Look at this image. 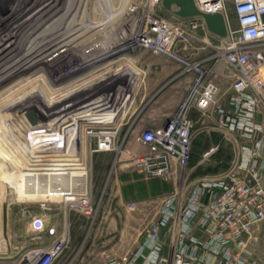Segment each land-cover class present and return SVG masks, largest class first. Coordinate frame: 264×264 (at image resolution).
Here are the masks:
<instances>
[{"label":"built area","instance_id":"built-area-1","mask_svg":"<svg viewBox=\"0 0 264 264\" xmlns=\"http://www.w3.org/2000/svg\"><path fill=\"white\" fill-rule=\"evenodd\" d=\"M143 1L152 16L135 36L140 45L129 41L128 46L170 60L178 66L179 75L193 78L175 113L162 126L138 136L145 151L138 155L126 152L135 154L131 156L133 167L148 177L165 180L176 168L186 166L192 141L199 134L190 118L193 109L207 118L216 115L215 129L233 136L236 150L223 172L202 176L163 197L156 218L147 223L135 247L119 256L104 254L99 264H261L255 231L264 220V0H193L200 12L223 16L227 35L216 39V49L223 51L220 58L217 53L199 57L196 53L204 47L187 39L182 48L192 53L181 57L175 49V36L185 29L199 41L193 32L206 31L203 20L179 19L186 20V26L168 23L155 14L161 0ZM253 44L259 47H251ZM221 75L230 79L225 92L221 91L223 82L217 80ZM224 94L226 107L219 104ZM110 101L112 115L91 119L84 127L86 137L94 140L91 153L114 150L117 110L125 101L118 108L111 95ZM74 147L77 151L75 143ZM217 150L212 146L202 156L209 157ZM70 198L66 197L68 207L92 221L96 209L88 191ZM46 204L41 202L39 207L46 211ZM24 215H28L26 211ZM44 227L40 218L30 221V228L37 233ZM68 244L65 232L47 246L27 252L19 264H54Z\"/></svg>","mask_w":264,"mask_h":264},{"label":"rangeland","instance_id":"rangeland-1","mask_svg":"<svg viewBox=\"0 0 264 264\" xmlns=\"http://www.w3.org/2000/svg\"><path fill=\"white\" fill-rule=\"evenodd\" d=\"M106 3L114 6L115 12L113 11V16L111 15L110 18L104 20L105 23L102 22V25H98L87 35L73 42V46H69L66 51H60L56 61L42 67L39 66L40 68L37 69L34 76L28 78V80H20V82L11 85L14 83L12 81L0 92V114L5 109L9 110L11 119L9 118L8 121L12 120L11 124L8 123L5 128L0 129V148L3 146L1 143H6V146L16 145L20 141L26 142L29 139L46 143L49 139L48 137H52L48 141L51 144V142L56 141L53 140L54 137H60L63 143H56V145L62 147V150H67L60 156L65 163V167H59L62 165L60 162H58L60 165H57L55 157L52 160L50 158L51 161L49 160L47 163L51 168L41 164L42 162L34 163L36 166L39 165V167L34 166L25 169L17 166L15 168L14 166H6L14 163H0V264L22 263L25 260L24 256L30 251H20L21 256L15 260L10 257L11 248L5 240L3 226L6 215L11 217V215L16 214L19 218H22V212L28 209L48 212L53 202H61L65 212L75 211L68 207V201L59 200V193L44 189L43 186L50 185V182L45 181L44 184L43 180H53L55 185L62 183L73 185V193L70 194V197L88 191L91 202L96 209L90 228V231H94L101 215H105L108 208H111L112 211L114 207L111 203L112 197L110 194L121 185L120 175L124 173L131 176L137 174L145 180L155 178L148 177L133 167L131 156H135V154L129 156L126 154L127 151L131 150L137 155L145 151V148L137 142V138L142 132L134 130L135 120L133 117H131L126 129H119L118 126L114 140V150L112 152H101L105 153L104 155H96L98 153L90 152L91 148L94 147V140H90L84 133L87 121L102 119L112 115L110 95L113 101L114 99L116 100V108L119 107V104L121 105V103L129 99L128 91L132 81L129 71L133 70V65L130 62L123 63V58L139 51L152 54L149 50L146 51L138 47L130 48L128 46L130 38L139 41L135 36H138L140 31L146 27V20L151 15L147 11L148 8L144 5V1L101 0V3L99 1V4L102 5L101 8L106 6ZM21 6L19 8L23 11L30 6V3L28 4L26 1L21 3ZM75 11V8H73V13ZM229 13L233 18L231 5H229ZM155 14L158 18L167 20L168 23L181 22L180 26L187 23L186 20L175 19V15L159 5L155 9ZM184 30L180 35H176V39H174L176 41L175 49L178 50L177 53L181 57L192 53L190 50L182 48L186 39L194 40L195 45H202L204 44L203 40L207 39L201 36L204 39L198 41L190 37ZM193 34L198 36L196 32H193ZM41 40L42 37L39 38V42ZM217 42L216 40L214 43L206 45L211 48V54L217 53L219 55L218 58H220L223 56V51L216 49ZM53 44L54 42H49L46 48L50 49ZM132 44L134 45V43ZM135 45H140V42ZM251 47L258 48L259 46L253 44ZM196 54L198 55V53ZM217 80L225 82V84L230 83V79L224 75H221ZM44 86L52 88L65 100L60 103V106L63 104L66 106L65 108L62 106L63 111H60L61 113L57 108H54L50 101L51 98L42 91ZM72 89L73 94L70 92ZM64 94L65 96H63ZM68 100L73 102L66 103ZM9 101L10 103H8ZM125 109L128 110L127 108ZM120 111L123 112L122 107ZM122 112L119 113L121 114ZM30 113H34L37 117V124L33 125L29 121L28 115ZM190 118L192 119L191 115ZM23 120L26 121V125L22 122ZM25 126H29V129L26 128V130ZM38 128H41L39 129L41 134L36 132ZM73 142L76 144L77 151ZM235 144V138L233 136L229 137L223 132H206L195 136L191 144V155L186 166L176 168L171 177L165 180L169 181L174 177L175 188L179 189L181 187L180 189H183L202 176L217 175L223 172L235 155ZM135 145L142 150H135ZM212 146H217L218 150L211 156L203 158V153ZM57 153L58 151H51L49 152V157L55 154L59 158ZM20 166L23 165L20 164ZM42 194L44 197L46 196L45 199ZM162 198L158 199V204ZM41 202H47L46 207H48V210L43 211L39 207ZM139 203H142V201ZM135 204L129 203L127 208L133 209ZM146 221L148 219L143 221L142 227H144ZM255 233L257 236L256 252L262 258L261 264H264V220L259 224ZM102 261L103 259L100 262Z\"/></svg>","mask_w":264,"mask_h":264},{"label":"crops","instance_id":"crops-1","mask_svg":"<svg viewBox=\"0 0 264 264\" xmlns=\"http://www.w3.org/2000/svg\"><path fill=\"white\" fill-rule=\"evenodd\" d=\"M174 18L181 19L176 16ZM196 33L199 41L204 39L201 36L207 38L203 40L204 44H196L204 47V50L198 51V56L211 55V48L207 45L214 43L217 37L202 29ZM122 62H130L133 70L129 71L132 79L128 91L130 97L123 104V112L117 111L119 129H126L131 117L135 120L136 132L162 126L184 99L193 76L179 75L176 64L145 51L126 55ZM227 86L228 84L223 82L221 91L225 92ZM219 104L227 106L225 94L219 99ZM190 115L199 134L218 132L214 127L216 115L207 118L196 109H193ZM134 148L142 150L136 145ZM119 178L121 185L110 194L114 207L112 211L108 208L105 215H101L94 231H90L92 222L89 218L76 211L65 212L61 202H53L48 212L28 209L25 210L28 215H24V211L22 218L16 214L11 217L6 215L3 226L5 240L11 248L10 257L15 260L23 251L45 247L65 230L68 233L69 244L54 264H99L104 254L119 256L132 250L142 239L143 228L156 218L161 202L158 204V199L176 190L175 178L172 177L169 181L155 178L145 180L140 175L131 176L125 173ZM141 201L142 203H139ZM129 203H136L135 208L128 209ZM35 218L44 221L45 227L39 233L30 228V221ZM147 219L142 227L143 221Z\"/></svg>","mask_w":264,"mask_h":264},{"label":"bare ground","instance_id":"bare-ground-1","mask_svg":"<svg viewBox=\"0 0 264 264\" xmlns=\"http://www.w3.org/2000/svg\"><path fill=\"white\" fill-rule=\"evenodd\" d=\"M26 1L28 4L30 3V6L26 10L21 11L19 7L21 3H25ZM99 1L101 3V0H0V92L12 81L14 83L11 85H14L20 82V80H28V78L34 76L37 69L56 61L60 51H66L69 46H73V42L87 35V33L104 22L105 19L110 18L111 15L113 16L115 12L114 6L106 3V6L101 8L102 5L99 4ZM73 8L76 10L75 13H73ZM41 37L42 40L39 42V38ZM129 40L131 41L132 39L130 38ZM49 42H54V44L50 49H47L46 45ZM131 42L139 44L140 41L132 40ZM143 46L145 47V45ZM42 91L51 98L50 101L54 105V108L62 112L66 106L63 104L62 108L60 103L65 100L48 86H44ZM65 92L68 93L67 91ZM70 92L73 94V89ZM69 102L73 101L68 100L66 103ZM9 113L10 111L6 109L1 112L0 129L5 128L6 124L12 123V120L8 121L9 118L11 119ZM22 122L25 125L27 124L25 120ZM26 128L29 129V126H25ZM39 129L41 128H38L36 132L41 134L39 133ZM49 139L46 142L48 145L40 143V140L32 141V139L26 140V142L20 141L16 145L6 146V143H1L3 146L0 148V163H14L11 165L7 164L6 166H14V168L17 166L25 169L34 167L36 166L35 164L42 162L41 164H45L51 168L47 163L50 158L52 160L55 157L57 165L59 166L61 163L62 166L59 167H65V163L60 156L67 150H62V147L56 145V143H63L62 138L54 137L53 140L56 141L51 142V144L48 142ZM51 151H58L59 158L55 154L49 157V152ZM20 164L23 166H20ZM37 166L39 167V165ZM45 181L50 182V185H44L43 188L48 189L50 192L59 193V200L66 202L68 201L67 199H72L70 198V194L73 193V185L70 186L65 183L55 185L53 180H43L42 182L45 184ZM43 198L45 199L46 196H43Z\"/></svg>","mask_w":264,"mask_h":264},{"label":"water","instance_id":"water-1","mask_svg":"<svg viewBox=\"0 0 264 264\" xmlns=\"http://www.w3.org/2000/svg\"><path fill=\"white\" fill-rule=\"evenodd\" d=\"M161 6L181 19L200 17L205 24L206 30L218 38H225L227 35L223 16L219 13L204 14L200 12L195 7L193 0H161ZM28 119L33 125L37 124V117L34 113H30Z\"/></svg>","mask_w":264,"mask_h":264}]
</instances>
